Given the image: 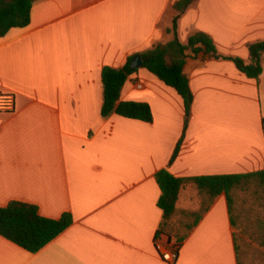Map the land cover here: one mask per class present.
Segmentation results:
<instances>
[{
  "label": "crops",
  "instance_id": "1",
  "mask_svg": "<svg viewBox=\"0 0 264 264\" xmlns=\"http://www.w3.org/2000/svg\"><path fill=\"white\" fill-rule=\"evenodd\" d=\"M175 1L34 0L29 23L0 36V93L14 94L0 111V206L73 219L37 252L0 235V264H168L158 242L179 244L172 264H264V228L191 179L170 219L181 232L158 233L155 178L162 168L183 178L264 170V59L250 77L226 58L251 62L264 0H195L178 18L180 42L203 31L220 55L185 51L187 120L182 97L143 66L120 100L148 103L152 120L100 113L103 66L172 39Z\"/></svg>",
  "mask_w": 264,
  "mask_h": 264
},
{
  "label": "trees",
  "instance_id": "2",
  "mask_svg": "<svg viewBox=\"0 0 264 264\" xmlns=\"http://www.w3.org/2000/svg\"><path fill=\"white\" fill-rule=\"evenodd\" d=\"M33 1L0 0V36H3L11 27H23L29 23ZM194 1L176 0L173 4L175 14L172 27L168 29L172 32L173 38L165 42H158L140 53L142 66L166 85L174 88L182 97L186 120L192 103V92L188 78L183 72L185 51L190 48L195 52L202 50L216 57L220 56L212 38L203 31H195L189 35L186 43L180 42L177 38V20ZM248 50L251 56L250 63H245L239 57L226 58L232 59L246 75L258 77L262 70L261 60L264 59V41L249 43ZM131 59L132 56L128 57L122 67L103 66L101 70L103 98L100 113L102 117L117 113L149 122L152 120V111L148 103L120 100V93L125 81L137 69L130 66ZM179 145L180 141L176 145L170 163L174 160ZM155 178L161 190L157 204L163 211L158 233L172 232L170 219L175 211L178 193L182 185L189 179L193 180L200 189H206L212 196L224 192L230 211H232L234 203V191L247 184L255 186L256 192L260 194L264 203V170L183 178L176 177L166 168H162L156 172ZM72 221V215L68 212L63 213L59 218H48L38 212V207L35 204L23 201L11 200L5 206H0V235L30 252L40 250L65 230ZM184 237L185 235H178L177 240H183ZM177 245L179 246L178 243Z\"/></svg>",
  "mask_w": 264,
  "mask_h": 264
},
{
  "label": "rangeland",
  "instance_id": "3",
  "mask_svg": "<svg viewBox=\"0 0 264 264\" xmlns=\"http://www.w3.org/2000/svg\"><path fill=\"white\" fill-rule=\"evenodd\" d=\"M234 205L239 207L246 218H252L264 228V203L255 186L247 184L234 191ZM171 230L176 234L181 232L179 219L170 223Z\"/></svg>",
  "mask_w": 264,
  "mask_h": 264
},
{
  "label": "built area",
  "instance_id": "4",
  "mask_svg": "<svg viewBox=\"0 0 264 264\" xmlns=\"http://www.w3.org/2000/svg\"><path fill=\"white\" fill-rule=\"evenodd\" d=\"M14 108V94L0 93V111H10ZM262 131L264 133V121L262 124ZM158 251L160 252L162 260L168 264H172L178 256V245L172 244L163 246L159 242L157 243Z\"/></svg>",
  "mask_w": 264,
  "mask_h": 264
},
{
  "label": "water",
  "instance_id": "5",
  "mask_svg": "<svg viewBox=\"0 0 264 264\" xmlns=\"http://www.w3.org/2000/svg\"><path fill=\"white\" fill-rule=\"evenodd\" d=\"M130 66L132 68H137L139 66H142V58L140 54H136L135 56L132 57L130 61Z\"/></svg>",
  "mask_w": 264,
  "mask_h": 264
}]
</instances>
